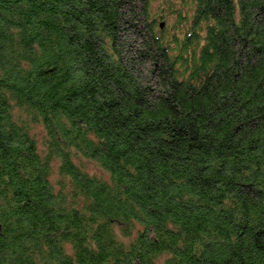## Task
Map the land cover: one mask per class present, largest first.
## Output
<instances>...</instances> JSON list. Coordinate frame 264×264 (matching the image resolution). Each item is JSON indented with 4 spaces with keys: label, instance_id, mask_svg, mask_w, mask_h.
<instances>
[{
    "label": "trees",
    "instance_id": "obj_1",
    "mask_svg": "<svg viewBox=\"0 0 264 264\" xmlns=\"http://www.w3.org/2000/svg\"><path fill=\"white\" fill-rule=\"evenodd\" d=\"M0 264H264V0H0Z\"/></svg>",
    "mask_w": 264,
    "mask_h": 264
},
{
    "label": "rangeland",
    "instance_id": "obj_2",
    "mask_svg": "<svg viewBox=\"0 0 264 264\" xmlns=\"http://www.w3.org/2000/svg\"><path fill=\"white\" fill-rule=\"evenodd\" d=\"M86 167L88 168L87 170L91 173H96L98 175H105L106 172L102 170L95 162L93 161H86Z\"/></svg>",
    "mask_w": 264,
    "mask_h": 264
}]
</instances>
